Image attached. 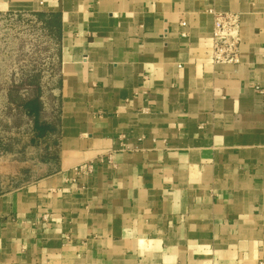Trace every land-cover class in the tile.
I'll list each match as a JSON object with an SVG mask.
<instances>
[{"label": "crops", "instance_id": "0c3cea01", "mask_svg": "<svg viewBox=\"0 0 264 264\" xmlns=\"http://www.w3.org/2000/svg\"><path fill=\"white\" fill-rule=\"evenodd\" d=\"M210 10L238 14L239 62L211 61ZM12 13L56 44L46 100L24 103L41 133L57 108L56 140L0 193V264H264V0H0V26Z\"/></svg>", "mask_w": 264, "mask_h": 264}, {"label": "rangeland", "instance_id": "374dc122", "mask_svg": "<svg viewBox=\"0 0 264 264\" xmlns=\"http://www.w3.org/2000/svg\"><path fill=\"white\" fill-rule=\"evenodd\" d=\"M38 29L26 15L6 17L0 26V193L38 172L36 163L55 157L51 141L56 137L48 138L56 132L57 108L40 107L44 111L40 116H51V123L43 122L46 129L41 133L33 128V115L24 105L36 94L46 97L40 87L54 66L56 44Z\"/></svg>", "mask_w": 264, "mask_h": 264}, {"label": "built area", "instance_id": "2783aa9c", "mask_svg": "<svg viewBox=\"0 0 264 264\" xmlns=\"http://www.w3.org/2000/svg\"><path fill=\"white\" fill-rule=\"evenodd\" d=\"M39 4L43 3V0H38ZM212 14V41L209 47L210 59L217 63H237L239 62V47H240V24L237 13L214 11L210 10ZM29 16L30 22H35L42 32V24L36 20L32 15L24 13H12L7 14L3 19L16 18L18 16ZM184 24V22H181ZM38 29V31L40 32ZM44 35V34H43ZM73 170L77 174H88L92 170V164L90 162L75 166Z\"/></svg>", "mask_w": 264, "mask_h": 264}, {"label": "trees", "instance_id": "16d2710c", "mask_svg": "<svg viewBox=\"0 0 264 264\" xmlns=\"http://www.w3.org/2000/svg\"><path fill=\"white\" fill-rule=\"evenodd\" d=\"M25 109H26V112H27L28 114H31L30 109H28L27 107H25Z\"/></svg>", "mask_w": 264, "mask_h": 264}]
</instances>
